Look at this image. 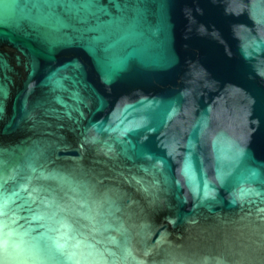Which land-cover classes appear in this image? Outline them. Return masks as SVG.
I'll return each mask as SVG.
<instances>
[{"label": "water", "instance_id": "obj_1", "mask_svg": "<svg viewBox=\"0 0 264 264\" xmlns=\"http://www.w3.org/2000/svg\"><path fill=\"white\" fill-rule=\"evenodd\" d=\"M0 264H264V0H0Z\"/></svg>", "mask_w": 264, "mask_h": 264}]
</instances>
